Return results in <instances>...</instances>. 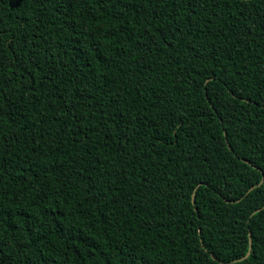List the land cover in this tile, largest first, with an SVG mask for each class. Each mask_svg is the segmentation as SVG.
<instances>
[{"label":"trees","instance_id":"trees-1","mask_svg":"<svg viewBox=\"0 0 264 264\" xmlns=\"http://www.w3.org/2000/svg\"><path fill=\"white\" fill-rule=\"evenodd\" d=\"M0 264H264V0H0Z\"/></svg>","mask_w":264,"mask_h":264}]
</instances>
